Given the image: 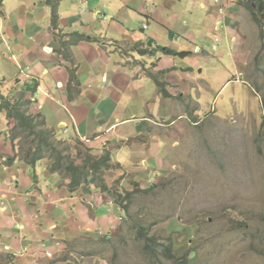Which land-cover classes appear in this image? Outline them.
Masks as SVG:
<instances>
[{
	"label": "rangeland",
	"instance_id": "obj_1",
	"mask_svg": "<svg viewBox=\"0 0 264 264\" xmlns=\"http://www.w3.org/2000/svg\"><path fill=\"white\" fill-rule=\"evenodd\" d=\"M64 1L60 5L64 15L68 6L74 12L65 16L67 19L73 15L67 20L73 23L68 31L52 26L47 31L50 21L41 16L38 23L42 31L34 41L26 36L24 42H12L11 49L0 48V102L23 99L19 101L20 109L26 114H43L31 107L35 101L26 85V75L30 76L32 67L21 71L16 65H22L17 57L29 50L41 59L42 46L48 44L51 50H45L47 53L60 56L63 64L75 68L68 57L71 51L63 46L65 40L73 37L71 31L85 30L100 37L101 48L117 53L130 64H139L147 75L157 72V58L166 56L164 63H175L174 75L168 79L164 74L168 68L158 72L169 96L163 95L147 76L137 86V95L127 92L115 101L113 120L126 117L133 110L137 118L126 132L113 131L97 140L95 145L108 147L103 151L80 138H69L78 136L67 130L65 122L59 125L60 112L56 108L61 107L57 103L55 109L49 104L42 110L52 126L46 119L45 123L40 122L43 115L40 119L33 116L35 129L44 130L52 143L47 154H53L56 147L62 153L64 166L73 161L81 163L88 156L98 159L105 152L111 157V167L98 174L90 173L81 185L93 183L99 188L105 181L112 202L121 209V219L103 236L85 235L73 243L66 242L64 258L70 257V264L94 258L102 264H264V3L259 10L256 5L262 0H255L253 8L252 0L171 1L169 6L175 14L171 23L181 28L179 39L178 32L173 36L177 45L174 55L148 46L149 41L124 40L131 37L120 32L113 22H124L131 32L144 35L152 29H143L146 16L131 13L124 0ZM203 1L206 7L201 6ZM36 3L34 13H42L44 7ZM229 4L224 16L216 19L219 8ZM19 6L15 0H7L0 9V18L6 25L26 22ZM252 9L262 25L254 20ZM190 12L198 25L188 30L192 25ZM139 50L148 53L142 55ZM19 71L22 76H18ZM27 90L29 96H25ZM24 100L31 102L27 105ZM148 109L154 124L143 118ZM4 114L0 113V133L7 130L8 148L13 145L19 156L25 151L32 153L37 143L35 135L15 127L16 121ZM162 124L171 126L169 132H162L158 127ZM120 139L128 140L125 145L129 148L124 150L123 144L118 147ZM152 143L158 147L149 155L146 147ZM119 149L127 153L132 150L136 155L143 151L145 157L136 162L121 157L130 161L124 165L116 162L122 161L116 157ZM46 159L49 164L54 161L53 157ZM63 169L64 172H51L70 180V172ZM129 191L132 194L128 196ZM119 193L123 198L121 205Z\"/></svg>",
	"mask_w": 264,
	"mask_h": 264
},
{
	"label": "crops",
	"instance_id": "obj_2",
	"mask_svg": "<svg viewBox=\"0 0 264 264\" xmlns=\"http://www.w3.org/2000/svg\"><path fill=\"white\" fill-rule=\"evenodd\" d=\"M36 1L44 7L42 13H34ZM48 1L15 0L20 5L19 10H21L22 17L26 18V22L6 25L4 20L0 18V30L3 29L0 31V48L11 49L12 42H24L28 39L26 36L34 41L42 31V27L38 23L41 16L50 21V24L48 23L45 27L49 31L52 26V6L48 4ZM124 1L131 13L145 15L148 22H146L147 28H152L149 34L144 35L141 32H131L124 25V22H113L112 25L120 29V32L127 33L131 37L124 40L132 42L152 40V43L147 45H153L158 49L159 46L171 49L177 47L172 40L176 32H178L176 39H179L181 28L171 23L175 14L169 3L173 0ZM63 3H65L64 0H60L58 3L60 16L58 23L59 28L63 27L65 31H68L67 27H73V23L69 24L67 20L73 15L67 19L65 16H69L73 11L68 6L69 11H67V15H64L63 8H60ZM6 4L7 0H0V9ZM201 6L206 7V2H201ZM229 6L231 7V4L219 8L220 15H217L216 19L223 17L227 9L230 8ZM185 9L189 11L186 6ZM221 11L224 12L223 15ZM231 13L229 14L234 16V13ZM189 17L192 20V25L187 29L191 30V27H197L198 22L193 21L192 12H190ZM126 21H128V17ZM81 23L84 22L81 21ZM75 30H78V27ZM81 33L86 38L96 39V41L85 39L70 47V58L75 65L79 81V85L74 86L73 84L70 91L65 89V84L69 80L66 68L68 65L63 64L60 56L47 53V50H51V45L44 44L42 46L41 59L26 50L24 55L17 57L22 65L19 63L16 65L20 67L21 71L32 67L30 76L26 75V85L29 87L35 83L38 88L35 92L30 93L31 96L34 95L35 101L31 107L43 113L48 125L52 126L42 110L49 104H52V108L55 109L54 103H57L61 107V109L56 108L60 112L59 125L65 122L69 127L67 130L69 132L72 130L78 136L71 135L69 138H80L83 142L97 146L99 151H103L102 148L108 147L95 145L97 140L113 131L115 133L126 132L131 128L133 120L137 118L133 110L128 116L113 120L115 101H120L122 95L127 92L132 91V95H137V86L140 81L142 82L144 78L150 75H147L139 67V64H130L117 53H108L101 48L98 45L100 37L93 34L89 35L85 30ZM231 36L236 41L233 32H231ZM17 46L22 47L23 45ZM139 52L143 55L142 51L139 50ZM166 58L168 57L157 58L158 62L154 67L157 72L154 73L158 74V72L166 71L168 68V71L164 73L168 79L171 74L174 75L175 63L174 61L164 63ZM147 61L151 62L150 60ZM21 71L18 72V76L23 75ZM17 79L21 81L20 77ZM58 82L62 83L60 87H57ZM29 91L31 92V90ZM29 91L25 92V96H29ZM39 93H41L40 97L37 96ZM46 114L54 115L53 112L49 113L48 111ZM150 114H152L151 110L148 109L143 118L151 119V123H156ZM158 127L162 129V132H169L171 126L167 127L162 124ZM6 133L7 130L0 133V264H70L72 263L71 258H64L63 255L66 242L73 243L72 241H76L78 237L85 235L89 237L103 236L104 233L118 225L122 214L121 209L112 202L113 198L108 192L96 188L93 183L88 185L84 183L80 188L70 191L68 187L70 180L57 172H51L46 158L32 165L15 156L13 142L9 143L12 148H8L9 146L5 141L8 136ZM120 141L121 144L118 147L123 144L124 150L129 148L125 145L128 140L120 139ZM157 147L158 145L153 143L148 145L146 153L152 155ZM116 157L122 160H116V162L127 165L132 160L135 162L139 159L143 160L145 154L143 151H139L136 155L132 150L127 153L119 149ZM121 157L130 161H124ZM79 264H102V261L94 258L90 262L83 261Z\"/></svg>",
	"mask_w": 264,
	"mask_h": 264
},
{
	"label": "trees",
	"instance_id": "obj_3",
	"mask_svg": "<svg viewBox=\"0 0 264 264\" xmlns=\"http://www.w3.org/2000/svg\"><path fill=\"white\" fill-rule=\"evenodd\" d=\"M51 1L52 0L48 1V4L52 6L51 24L53 27H55V29H57L59 27L58 19L60 17L58 12H57L58 3L57 2L52 3ZM254 1L255 0H252V3L250 4L251 8H253L252 6H253V3H255ZM263 3H264L263 0L259 3L256 2L258 10H259V8H261V9L263 8ZM251 11H252V16H253L254 20L258 24L262 25L260 17L254 12L255 9H252ZM262 33H263V31H262ZM69 34L73 37L68 35L71 38H69L68 40H65L63 42L64 49H66V50H70V47H72L78 41H81V40L86 39L87 41H96V39L94 40L91 38H86V36H84L83 33H80L77 31H75L73 33H69ZM159 47H160L159 49H161L165 53H168L171 55H174L176 53L175 49H171L168 47H162V46H159ZM140 51H142V50H140ZM142 53L145 54L146 52L142 51ZM183 54L188 55L189 52L184 51ZM68 57H70V55ZM70 63L73 64V62H70ZM66 68H67L68 74H69V80L67 83V90L70 91V88L72 87L73 84L75 86L79 85V81L77 78L75 68H71L69 66ZM149 75L154 80L156 85H158L161 93H163V95H165V96H169L170 95L169 92L163 88V82L159 81V79H158L159 75L156 73H150ZM36 88H37V86L35 85V83H33L31 86L28 87V90L35 92ZM22 100H19V101L21 102ZM19 101L13 102L11 100L10 101L7 100L5 103L0 102V113L5 112L4 115L13 118L16 121L15 127H21V129H23V130H29V133L34 134L36 139H37V143L35 144L36 145L35 150L32 153L25 151V153L23 155H21V156L18 155L21 159L25 160L27 163L34 165L37 161H39L43 158H52L53 157L54 161H53V163L49 164V170L50 171L55 170V171H60V172L63 171L64 172L63 167L66 168L65 170L67 172H70L69 188L71 190H75L77 187H79L81 185L82 181H86L87 177L89 176L90 173L98 174L101 169L111 167V164H109L110 160H111L109 152H105V154L98 159H96V158L94 159V157L88 156L85 159H82L81 163H75L73 161L70 164L65 165V166L62 163V159H63L62 153L56 147H54L52 149L54 155L53 154H51V155L47 154L46 150L48 147H50L52 145V143H50L48 141L44 130H36L35 129V124L33 122V116H37L40 119L41 115H43V114H40V113H37L35 115L26 114L24 110L20 109L21 104ZM24 102H25V104L28 105L31 101L30 100H28V101L24 100ZM44 119H45V116L43 115V118L40 120V122L42 124L45 123ZM99 188L102 191H106V192L110 191V189H109V187L105 181L102 182V184L99 186ZM131 194L132 193L129 191L128 196ZM118 199H119V204L120 203L122 204L123 198H122L120 193L118 195ZM144 235L147 236V234H144ZM149 246H150V244L147 243V247H149Z\"/></svg>",
	"mask_w": 264,
	"mask_h": 264
},
{
	"label": "clouds",
	"instance_id": "obj_4",
	"mask_svg": "<svg viewBox=\"0 0 264 264\" xmlns=\"http://www.w3.org/2000/svg\"><path fill=\"white\" fill-rule=\"evenodd\" d=\"M253 5H255V4L253 3ZM57 12H58V11H57ZM147 27H148V25H147V23H145L144 26H143V28H147ZM147 41H149V40H147ZM162 47H164V46H162ZM61 84H62L61 82H58V83H57V87H60ZM37 88H38V87H37ZM65 89H67V87H66ZM2 118H3V116H2ZM15 156L19 157L18 155H15ZM9 157H10V156H9Z\"/></svg>",
	"mask_w": 264,
	"mask_h": 264
},
{
	"label": "water",
	"instance_id": "obj_5",
	"mask_svg": "<svg viewBox=\"0 0 264 264\" xmlns=\"http://www.w3.org/2000/svg\"><path fill=\"white\" fill-rule=\"evenodd\" d=\"M152 43V40H149L148 44L150 45Z\"/></svg>",
	"mask_w": 264,
	"mask_h": 264
}]
</instances>
